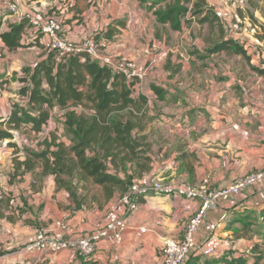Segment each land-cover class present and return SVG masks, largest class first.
Listing matches in <instances>:
<instances>
[{
	"label": "crops",
	"instance_id": "crops-1",
	"mask_svg": "<svg viewBox=\"0 0 264 264\" xmlns=\"http://www.w3.org/2000/svg\"><path fill=\"white\" fill-rule=\"evenodd\" d=\"M172 1L20 0L19 6L21 12L30 11L41 20L60 19L63 35L77 46L96 40L102 56L134 63L133 96L145 98L141 107L132 110L134 130L147 144L151 162L147 170L132 163L119 172L128 186L161 182L196 190L207 179L210 187L223 188L247 174L264 171V40L231 36L224 29L220 34L213 24L195 23L188 12L179 29H172L156 16L158 9ZM18 19L8 16V20ZM35 31L28 26V38L23 39L29 42ZM207 33L210 38L205 37ZM228 37L233 40L230 45L214 48L220 38ZM46 39L42 34L29 46L32 62L16 69L22 76L23 68L33 66L46 53ZM236 45L244 53H235ZM5 99L2 92V110L8 114L10 102ZM22 148L9 144L0 152V264H162V238L181 236L200 205L197 197L174 191L139 195V206L131 214L124 212L120 193L100 209L78 206L38 166L9 181L12 158L22 156ZM263 208L264 179L219 199L207 211L197 240L223 213L231 222L241 220L243 211L259 214ZM109 210L126 219L123 239L120 244L111 238L99 242L88 259L69 248L55 252L26 246L38 229L65 239L88 235L97 224L106 223ZM228 225L224 223L217 234L226 235ZM223 252L228 251L212 256Z\"/></svg>",
	"mask_w": 264,
	"mask_h": 264
},
{
	"label": "trees",
	"instance_id": "trees-1",
	"mask_svg": "<svg viewBox=\"0 0 264 264\" xmlns=\"http://www.w3.org/2000/svg\"><path fill=\"white\" fill-rule=\"evenodd\" d=\"M248 1L254 5L252 0ZM259 1L264 4V0ZM188 3L195 7L193 11L188 8ZM199 5V0H173L165 8L156 11L157 21L169 22L172 29H179L181 18L188 12L198 23H217L222 34L223 25L213 7L198 11L200 9L196 7ZM249 18L251 22H257L253 14ZM28 26L30 25L25 18L4 21L0 17V41L3 49L11 52L18 47L30 46L42 36L35 31V37L26 42V38H23ZM257 26L260 30L255 37L264 40L260 36L264 35L263 26ZM220 39L214 45L215 49L230 45L233 41L231 37ZM234 52L244 53L238 45ZM22 72L24 76L18 78L22 85L16 89V95L24 100L22 105L10 101L8 114L0 119V140L9 137V129H20L22 125L28 126L37 134L41 133L47 128L53 110H70L78 106L91 113L87 116L69 112V124L73 127L69 130V146L58 141L51 147L50 139L53 137L47 133L43 139L45 148L34 151L23 147L24 154L12 158L9 181L24 172L34 171L38 166L42 175H52L55 185L64 188L69 199L79 206L86 204L84 195L76 192L81 182L90 181L98 185L109 202L115 194H122L129 184L126 178L119 175L121 170L132 163L140 170L148 169L151 158L147 152V144L136 135L132 112L145 103V98L133 96V78L129 79L123 72L92 59L84 51L66 54L53 49H47L33 66L23 68ZM6 79H1V83ZM114 113H121L119 119L111 118ZM9 144L13 146L12 143ZM102 206L100 204L96 207L100 209ZM259 215L264 219V208ZM191 256L196 255H190L184 264L195 262ZM218 258L219 264H257L259 260L257 255L248 260L240 252H223Z\"/></svg>",
	"mask_w": 264,
	"mask_h": 264
},
{
	"label": "built area",
	"instance_id": "built-area-1",
	"mask_svg": "<svg viewBox=\"0 0 264 264\" xmlns=\"http://www.w3.org/2000/svg\"><path fill=\"white\" fill-rule=\"evenodd\" d=\"M231 1V6H226ZM248 0H208V3L213 7L218 15L223 29L228 35H242L254 37L259 27L249 19H239L238 10L243 9ZM20 0H2L0 9L8 11L17 18H25L30 26L36 31L43 34L46 39L48 49L57 50L66 54H75L84 51L92 59H96L101 63L110 65L116 70L125 74L127 78H132V72L135 65L131 61L114 60L109 56H102L99 51V42L96 40L88 41L84 47L77 46L74 42L63 35L62 22L60 19L51 18L41 20L30 11L21 12L19 6ZM231 7V8H229ZM140 75L139 77H141ZM2 84L0 81V119L3 117L2 111ZM9 137L0 140V152L9 147V143L16 146H21V137L18 129H10ZM264 179V171L254 172L237 179L232 184L223 188L210 187L208 180L204 179L203 184L196 190H185L174 188L171 185L161 182H153L149 184L137 185L130 184L126 191L120 195V202L126 214L135 212L139 206V195L148 193H158L171 195L177 191L180 195L188 197H197L200 205L196 213L190 217L186 226L183 229L181 236L178 237H163L160 245V253L162 264H184L189 259L190 255L212 256L220 251H229L233 249L232 242L225 236L217 234L219 228L224 226L227 221L225 213L210 224L209 229L204 234L202 240H197L198 231L203 224V219L207 211L214 208L219 199L227 196L237 195L239 192L246 190L249 186L258 183ZM127 222L125 217L119 216L115 210H109L105 224H97L93 231L75 239L52 237L46 231L38 229L33 232L27 240L26 246L28 249L41 250L51 249L55 252L63 251L64 249H72L80 256L89 257L93 255L97 249L99 242H103L107 238H111L116 244H120L123 235L126 231ZM146 231L145 227L141 228Z\"/></svg>",
	"mask_w": 264,
	"mask_h": 264
},
{
	"label": "rangeland",
	"instance_id": "rangeland-1",
	"mask_svg": "<svg viewBox=\"0 0 264 264\" xmlns=\"http://www.w3.org/2000/svg\"><path fill=\"white\" fill-rule=\"evenodd\" d=\"M199 2L200 5L196 7L200 9L198 11H203L208 9V7H212L208 3V0H199ZM252 4L254 5H251L250 2L247 1L246 6L243 9H239L237 11L239 19H250L249 15L253 14L257 19V22L255 24L262 25L263 28H261L262 30H264V4L259 0H252ZM187 6L192 11L195 9L194 6H191V3H188ZM226 6H231V1H229ZM257 13H260L261 17L259 16V14L257 15L258 17L255 16V14ZM10 15L11 14L8 11L0 9V17L4 21H7L8 16ZM198 16L199 14L196 15V18H198ZM195 23H197V19H195ZM212 24L217 26V30L220 33V25H217V23L215 22ZM207 34L208 36L205 35V37L210 38V33ZM260 36L264 38L263 34H261ZM29 52L30 48L28 45L23 46V49L18 52L16 51L11 53L4 50L0 46V79L7 78L1 84L3 97H6L5 100L9 102L15 101V103H19L20 105H22V101L24 99L14 94L15 89L20 86V81L18 78L22 76V74H20V72L16 69H20V67H23L24 64H29L32 62V59L28 57ZM17 61H19L20 63H17ZM12 63L15 65L18 64V66L13 67L11 66ZM69 112H73L75 115L85 114L87 116L91 113L85 108L78 106L72 107L70 108V110H53L51 112L50 120L47 123V128L43 129L41 133L37 134L31 131L26 125H22L21 128L18 129L22 140L21 146H23L25 149L27 148L34 151L41 150L46 147L43 139L47 133H50V137H53V140L50 139L52 141L51 147H53L58 141L64 143L66 147L69 146L71 144V141L69 139L71 133L69 132V130H72L73 128L69 124ZM1 114L2 116H5L7 112L2 110ZM120 116L121 113H114L111 118L115 120L119 119ZM79 185L80 186H78L76 192L78 195H84L83 200L86 202V204L94 207L99 206L100 204L106 205V203H108L104 196V193L102 192V189L98 185L93 184L90 181L86 183L81 182ZM241 213L245 214L241 220H232L231 222H229L230 220L226 221L229 225L228 227H224V231L226 234L225 236L233 244V249L229 250L228 252L244 253L248 260H251L255 255H257L259 257L257 264H264V219H262V217L258 213L252 211H243ZM191 257L194 258L195 261L193 264H219L218 257H207L200 254Z\"/></svg>",
	"mask_w": 264,
	"mask_h": 264
}]
</instances>
